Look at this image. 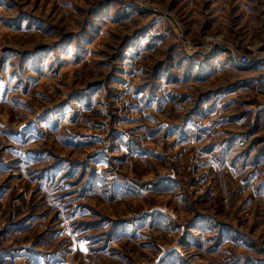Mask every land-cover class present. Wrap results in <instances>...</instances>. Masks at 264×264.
<instances>
[{"label":"rangeland","instance_id":"obj_1","mask_svg":"<svg viewBox=\"0 0 264 264\" xmlns=\"http://www.w3.org/2000/svg\"><path fill=\"white\" fill-rule=\"evenodd\" d=\"M0 264H264V0H0Z\"/></svg>","mask_w":264,"mask_h":264},{"label":"built area","instance_id":"obj_2","mask_svg":"<svg viewBox=\"0 0 264 264\" xmlns=\"http://www.w3.org/2000/svg\"><path fill=\"white\" fill-rule=\"evenodd\" d=\"M151 31L153 32V28L151 29ZM241 61L243 62V64H247L250 61V59L249 57L241 56Z\"/></svg>","mask_w":264,"mask_h":264}]
</instances>
